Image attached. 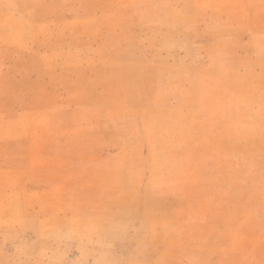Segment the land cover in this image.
Instances as JSON below:
<instances>
[{
	"label": "rangeland",
	"instance_id": "1",
	"mask_svg": "<svg viewBox=\"0 0 264 264\" xmlns=\"http://www.w3.org/2000/svg\"><path fill=\"white\" fill-rule=\"evenodd\" d=\"M0 264H264V0H0Z\"/></svg>",
	"mask_w": 264,
	"mask_h": 264
}]
</instances>
